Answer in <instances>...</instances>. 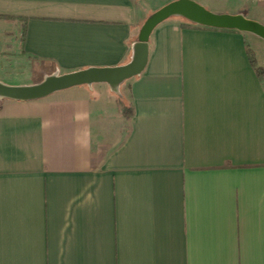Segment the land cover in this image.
Listing matches in <instances>:
<instances>
[{
	"label": "crops",
	"instance_id": "0c3cea01",
	"mask_svg": "<svg viewBox=\"0 0 264 264\" xmlns=\"http://www.w3.org/2000/svg\"><path fill=\"white\" fill-rule=\"evenodd\" d=\"M171 1L0 0V81L124 64ZM0 264H264V39L172 15L116 86L0 97Z\"/></svg>",
	"mask_w": 264,
	"mask_h": 264
},
{
	"label": "water",
	"instance_id": "95a60500",
	"mask_svg": "<svg viewBox=\"0 0 264 264\" xmlns=\"http://www.w3.org/2000/svg\"><path fill=\"white\" fill-rule=\"evenodd\" d=\"M172 15L206 27L234 29L253 33L264 39V24L239 13L212 12L193 0H173L154 11L142 23L129 61L114 67H87L58 75H49L29 85H9L0 81V97L31 100L71 86L105 82L116 86L143 69L147 56V39L152 28Z\"/></svg>",
	"mask_w": 264,
	"mask_h": 264
},
{
	"label": "trees",
	"instance_id": "16d2710c",
	"mask_svg": "<svg viewBox=\"0 0 264 264\" xmlns=\"http://www.w3.org/2000/svg\"><path fill=\"white\" fill-rule=\"evenodd\" d=\"M24 35H25V26L24 24L22 25V34H21V40L24 39ZM248 58H249V62L252 65V67L255 68V73L256 75H260L262 73V71L258 68L255 67V62L253 59V56L251 54L248 53ZM116 103L118 105L119 108V112L122 115V117L124 119H128L132 113H133V108L131 105L126 104L121 98L117 97L116 98Z\"/></svg>",
	"mask_w": 264,
	"mask_h": 264
}]
</instances>
